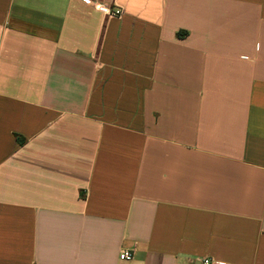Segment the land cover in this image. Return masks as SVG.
I'll list each match as a JSON object with an SVG mask.
<instances>
[{
	"label": "crops",
	"instance_id": "crops-1",
	"mask_svg": "<svg viewBox=\"0 0 264 264\" xmlns=\"http://www.w3.org/2000/svg\"><path fill=\"white\" fill-rule=\"evenodd\" d=\"M204 259L264 264V0H0V264Z\"/></svg>",
	"mask_w": 264,
	"mask_h": 264
},
{
	"label": "built area",
	"instance_id": "built-area-1",
	"mask_svg": "<svg viewBox=\"0 0 264 264\" xmlns=\"http://www.w3.org/2000/svg\"><path fill=\"white\" fill-rule=\"evenodd\" d=\"M94 6L96 7V9H98L102 13L106 14L108 17L120 18L122 16V13H123L121 8H112V7H109L108 5H99L96 3L94 4ZM118 259L120 261L129 262L133 259V252L128 251V250L121 251L119 256H118ZM202 264H212V263L210 260L204 259V260H202Z\"/></svg>",
	"mask_w": 264,
	"mask_h": 264
}]
</instances>
